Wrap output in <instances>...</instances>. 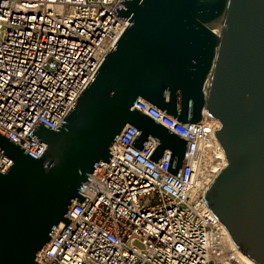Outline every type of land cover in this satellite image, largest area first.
Returning a JSON list of instances; mask_svg holds the SVG:
<instances>
[{
    "label": "water",
    "instance_id": "95a60500",
    "mask_svg": "<svg viewBox=\"0 0 264 264\" xmlns=\"http://www.w3.org/2000/svg\"><path fill=\"white\" fill-rule=\"evenodd\" d=\"M128 23L64 114L57 130L35 124L46 145L38 158L0 133V264H39L35 254L69 218L93 164L126 124L147 157L169 151L177 177L186 141L133 107L140 97L179 122L216 119L212 130L225 160L202 193L234 246L264 264V0H118ZM87 180V179H86Z\"/></svg>",
    "mask_w": 264,
    "mask_h": 264
},
{
    "label": "built area",
    "instance_id": "2783aa9c",
    "mask_svg": "<svg viewBox=\"0 0 264 264\" xmlns=\"http://www.w3.org/2000/svg\"><path fill=\"white\" fill-rule=\"evenodd\" d=\"M118 0H0V133L38 158L43 141L29 136L37 121L57 130L100 61L128 23L112 11ZM133 107L186 141L177 177L166 171L169 151L147 157L158 140L129 146L126 124L93 164L60 222L35 254L39 264L243 263L227 231L196 185L201 162L223 165L212 135L215 119L179 122L138 97ZM61 122V123H60ZM11 159L0 153V172ZM212 179V178H211ZM209 183V182H208ZM60 225V226H59ZM135 240L141 246L135 245ZM225 262V263H224Z\"/></svg>",
    "mask_w": 264,
    "mask_h": 264
},
{
    "label": "bare ground",
    "instance_id": "6f19581e",
    "mask_svg": "<svg viewBox=\"0 0 264 264\" xmlns=\"http://www.w3.org/2000/svg\"><path fill=\"white\" fill-rule=\"evenodd\" d=\"M216 123L219 125V122L215 119ZM223 161L225 162V160L223 159ZM202 170L198 169L196 177H195V184L196 185H207L208 182L211 180V178L215 175V173L219 170L217 169V164H216V159L215 156H211L210 157V161L204 163L202 165ZM60 226V225H59ZM229 242L232 246H234L229 234L227 233ZM234 248L237 250L238 255L241 256V260L245 263V264H254L253 262H251L248 258H246L235 246ZM245 260H243V259Z\"/></svg>",
    "mask_w": 264,
    "mask_h": 264
},
{
    "label": "rangeland",
    "instance_id": "374dc122",
    "mask_svg": "<svg viewBox=\"0 0 264 264\" xmlns=\"http://www.w3.org/2000/svg\"><path fill=\"white\" fill-rule=\"evenodd\" d=\"M205 162H201V164H200V166H199V169L200 170H202L203 168H202V165L204 164ZM135 245H137V246H141V243H140V241H138V240H135L134 242H133ZM240 258H241V256L240 255H238ZM243 259V258H242ZM244 260V259H243ZM245 261V260H244ZM243 262V261H242ZM225 263V262H224ZM228 264H232V263H228ZM233 264H237V263H233ZM241 264H245L244 262L243 263H241Z\"/></svg>",
    "mask_w": 264,
    "mask_h": 264
}]
</instances>
